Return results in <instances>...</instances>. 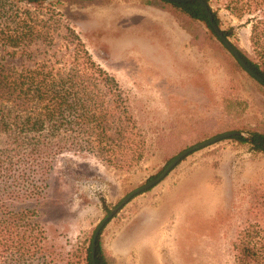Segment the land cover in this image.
Masks as SVG:
<instances>
[{"label": "rangeland", "instance_id": "1", "mask_svg": "<svg viewBox=\"0 0 264 264\" xmlns=\"http://www.w3.org/2000/svg\"><path fill=\"white\" fill-rule=\"evenodd\" d=\"M50 1L71 15L72 25L93 59L116 77L151 143L149 154L126 169L91 155L67 152L57 157V183L51 196L59 207L46 227L53 242L69 249L90 237L93 240L106 215L166 166V146L153 141L154 131L163 130L165 137L170 134L172 148L189 143L194 129L207 132L220 125L258 126L264 121V87L232 68L228 52L218 44L203 43L204 25L189 31L186 23L157 0ZM221 16L224 28L234 26L230 40L251 49L250 26L245 20L226 10ZM194 37L203 44H192ZM11 61L17 66L33 63L22 57ZM232 79L239 84L233 97L242 104L223 114L222 97ZM67 166L76 169V174ZM258 178L264 179V153L249 143L227 138L189 154L164 180L133 197L102 229L111 264L136 263L137 254L112 256L109 247L113 249L120 231L135 228L144 207L160 204L162 213L189 219L171 218L169 222L174 231L169 264H236L231 243L237 219L248 202L247 186ZM179 232L184 234L180 244Z\"/></svg>", "mask_w": 264, "mask_h": 264}, {"label": "trees", "instance_id": "2", "mask_svg": "<svg viewBox=\"0 0 264 264\" xmlns=\"http://www.w3.org/2000/svg\"><path fill=\"white\" fill-rule=\"evenodd\" d=\"M157 1L189 31L204 25L203 43L218 44L228 52L232 68L264 87L221 42L199 2ZM205 1L227 37L235 34L234 26L223 27L222 10L250 26L251 49L234 45L264 79V0ZM70 18L50 0H0V264H111L102 233L94 254L92 237L69 249L52 241L46 225L59 207L51 196L56 159L70 152L126 169L150 152L149 132L116 77L93 59ZM191 42L203 44L198 37ZM18 57L33 63L17 66L11 59ZM238 87L235 79L226 87L223 114L242 104L233 97ZM222 126L207 132L194 129L189 143L172 148L171 135L165 137L163 130L154 131L153 141L166 146V165L188 147L228 131L246 133L248 137L230 139L264 153V121L258 126ZM246 190L248 202L237 219L231 251L236 264H264V179ZM103 206L108 210L105 200Z\"/></svg>", "mask_w": 264, "mask_h": 264}, {"label": "crops", "instance_id": "3", "mask_svg": "<svg viewBox=\"0 0 264 264\" xmlns=\"http://www.w3.org/2000/svg\"><path fill=\"white\" fill-rule=\"evenodd\" d=\"M217 165V164H216ZM163 205L144 207L140 213V221L131 230L120 231L113 242L112 256H124L137 254L135 264H169L168 254L172 253L174 231L169 229L171 218L175 221H189L184 216L167 215L162 213ZM166 227V228H165ZM165 228V229H164ZM184 234L178 233L180 244ZM121 238H124L122 244Z\"/></svg>", "mask_w": 264, "mask_h": 264}, {"label": "water", "instance_id": "4", "mask_svg": "<svg viewBox=\"0 0 264 264\" xmlns=\"http://www.w3.org/2000/svg\"><path fill=\"white\" fill-rule=\"evenodd\" d=\"M168 1H171V2H187V1H191V0H168ZM195 1H197V2H199L201 4L202 8L204 9V11L206 12V14L208 16V19H209V22L211 24V27H212L213 31L218 35V37L221 40V42L228 48L229 52L243 65V67L254 78L259 80L260 82H264L263 77H261L252 67H250L248 65V63L241 56V54L238 51V49L235 47L234 43L230 40L229 37H227L224 34L223 29L215 22L213 13H212L208 3L205 0H195ZM235 135H245V136L248 137V135L246 133H244V132L228 131V132L220 133V134H218L216 136H213L211 138L205 139V140H203V141H201L199 143H196V144L188 147L187 149L183 150L178 155H176V157L169 164H167L154 179L148 181L144 185H142V186L134 189L130 193H128L122 199V201L116 207H114L108 213V215H106V217L97 226V228H96V230L94 232V235H93V240H92V251H93V254H94L95 249H96V243H97L98 236L100 235L102 229L114 217V215H116L122 209V207H124L133 197H135L139 193H142V192L154 187L155 185L160 183L162 180H164L168 176V174L172 171V169L176 165H178V163H180V161L183 160L185 157H187L189 154H191V153H193V152H195V151H197L199 149H202V148H205L207 146H210V145H212L214 143H217L219 141H222L224 139L231 138V137H233ZM94 264H96V262H94Z\"/></svg>", "mask_w": 264, "mask_h": 264}]
</instances>
